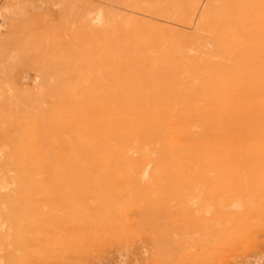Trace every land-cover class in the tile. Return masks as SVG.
Here are the masks:
<instances>
[{
  "label": "rangeland",
  "instance_id": "374dc122",
  "mask_svg": "<svg viewBox=\"0 0 264 264\" xmlns=\"http://www.w3.org/2000/svg\"><path fill=\"white\" fill-rule=\"evenodd\" d=\"M0 264H264V0H0Z\"/></svg>",
  "mask_w": 264,
  "mask_h": 264
},
{
  "label": "bare ground",
  "instance_id": "6f19581e",
  "mask_svg": "<svg viewBox=\"0 0 264 264\" xmlns=\"http://www.w3.org/2000/svg\"><path fill=\"white\" fill-rule=\"evenodd\" d=\"M168 9V8H167ZM177 16V15H176ZM202 17V16H201ZM176 21V20H175ZM179 45V44H178ZM12 53V52H11ZM193 54V53H192ZM17 216V215H16ZM16 218V217H15ZM24 220V219H23ZM23 224V223H22ZM26 225V224H25ZM18 227V226H17ZM70 231V230H69ZM30 232V231H29ZM40 232V231H39ZM42 232V231H41ZM56 235V234H55ZM71 235V234H70ZM57 240V239H55ZM49 241V240H48ZM15 243V242H14ZM63 243V242H62Z\"/></svg>",
  "mask_w": 264,
  "mask_h": 264
}]
</instances>
